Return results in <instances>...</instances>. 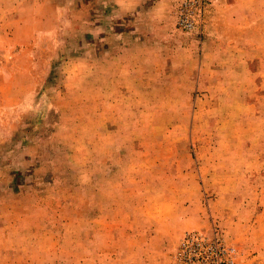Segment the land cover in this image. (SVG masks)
I'll return each instance as SVG.
<instances>
[{
	"label": "rangeland",
	"instance_id": "rangeland-1",
	"mask_svg": "<svg viewBox=\"0 0 264 264\" xmlns=\"http://www.w3.org/2000/svg\"><path fill=\"white\" fill-rule=\"evenodd\" d=\"M173 2L0 0V264H264V0Z\"/></svg>",
	"mask_w": 264,
	"mask_h": 264
},
{
	"label": "crops",
	"instance_id": "crops-1",
	"mask_svg": "<svg viewBox=\"0 0 264 264\" xmlns=\"http://www.w3.org/2000/svg\"><path fill=\"white\" fill-rule=\"evenodd\" d=\"M54 3L53 6L61 5L60 2ZM63 4H66V13L69 10H73V15H76V20L79 19L80 21L81 19L83 22H91V24H93V28L89 31L91 35L102 30V26H100L101 24L99 23L103 22V30H105V28L107 29L105 33L106 37L113 36V28L117 29L118 26L115 23L120 19L123 20L125 16L131 13L136 16L135 22L143 24L145 22L146 24H161L162 21L171 18V26L175 16V14L173 15L175 12L173 0H69V3ZM52 17L55 18L54 15L51 16L44 14L41 19L46 23L48 22V19ZM127 20L129 21L130 19ZM49 21H51V19H49ZM158 29L160 28L156 27L154 29L153 27L152 31L157 32L159 31ZM172 29L173 28L171 27V31ZM146 30L148 29L146 28ZM138 31L141 32L140 29H138ZM77 32H80V30L78 29ZM116 32L117 33H114V36H122V29ZM155 36H157V34H155Z\"/></svg>",
	"mask_w": 264,
	"mask_h": 264
},
{
	"label": "built area",
	"instance_id": "built-area-1",
	"mask_svg": "<svg viewBox=\"0 0 264 264\" xmlns=\"http://www.w3.org/2000/svg\"><path fill=\"white\" fill-rule=\"evenodd\" d=\"M214 0H177V25L179 29L192 32L204 24V15Z\"/></svg>",
	"mask_w": 264,
	"mask_h": 264
}]
</instances>
